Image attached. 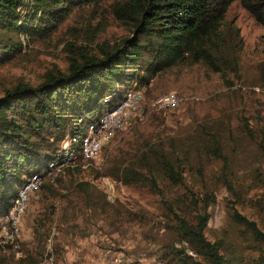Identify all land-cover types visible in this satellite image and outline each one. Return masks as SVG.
I'll list each match as a JSON object with an SVG mask.
<instances>
[{
  "label": "trees",
  "instance_id": "obj_1",
  "mask_svg": "<svg viewBox=\"0 0 264 264\" xmlns=\"http://www.w3.org/2000/svg\"><path fill=\"white\" fill-rule=\"evenodd\" d=\"M106 1L104 14L111 13L125 26L124 34L109 44L106 39L98 45L99 52L87 43L66 40L64 67L51 64L34 81L18 78L3 84L0 213L9 208L15 192L29 176L55 157L65 140L72 139L79 153L88 124L118 104L132 85L148 84L158 74L181 63L202 62L215 71L226 64L227 36L231 35L222 29V23L233 0H0V66L25 54L26 43L21 35L27 42L47 36L74 8L98 7ZM239 2L264 27V0ZM71 29L74 34L96 32V27ZM164 109L150 106L147 113ZM223 117L199 123L196 134L186 140L175 136L166 140L162 134L155 135V143L143 140L135 144L121 139L97 173L126 184L147 183L161 194L174 221L175 239L168 247L180 243L175 252L183 264H235L238 260L236 253L227 251L221 241L210 240L205 235L210 216L206 208L216 200L214 194L205 189L200 196L186 179L187 173H202L193 156L220 163V173L229 167L227 147L235 135L230 134L231 128ZM257 130V124L251 128L247 115L234 134L255 135ZM259 131L258 146L264 153L262 127ZM79 166L81 159L67 170ZM226 176L222 173L221 180L234 200H238L240 195ZM51 185L44 183L35 192L51 191L54 188ZM254 204L261 209L264 221V187ZM124 217L132 221L149 219L139 210H128ZM229 217L254 250L255 264H264V229L256 219L234 206ZM44 224L40 213L37 214L33 242L21 241L25 256L15 260L11 252L0 249V264H40L49 233V227L43 229ZM185 248L195 255L188 254ZM61 249V245L54 244L56 264Z\"/></svg>",
  "mask_w": 264,
  "mask_h": 264
},
{
  "label": "rangeland",
  "instance_id": "obj_2",
  "mask_svg": "<svg viewBox=\"0 0 264 264\" xmlns=\"http://www.w3.org/2000/svg\"><path fill=\"white\" fill-rule=\"evenodd\" d=\"M106 4L107 1L98 7L74 8L47 36L27 42L21 35L26 43L25 54L0 66V94L5 83L18 78L34 81L51 64L64 67L66 40L87 43L99 52L98 45L106 39L109 44L124 34L125 26L111 13L104 14ZM80 27H96V32L74 34L71 28ZM222 29L231 37L227 36L229 55L221 70H212L202 62L181 63L158 74L148 84H141L145 101L165 91H175L180 102L146 113L131 127L117 132L90 164L85 165L81 159V166L66 168L51 183L54 187L51 191L41 189L31 195L23 217V243L32 241L34 219L40 213L45 223L43 229L49 227L43 252L48 237L53 246L55 243L62 246L57 253V264H99L108 247L121 250L130 263L183 264L175 252L180 243L168 247L175 239L174 221L161 194L147 183L126 184L97 173L121 139L135 144L143 140L155 143V135L162 134L166 140L170 136L186 140L196 134L199 123L224 115L235 138L228 144L229 167L222 173L234 184L240 198L234 200L223 184L221 164L205 157L192 155L202 173H187L186 179L200 196L205 189L215 196L216 200L206 208L210 215L204 231L206 237L221 241L227 251L236 253L235 264H255V252L239 232V226L230 219L229 211L236 207L256 219L264 229L261 209L254 204L264 187V153L258 146L259 127L264 131V93L250 88L264 85V27L239 0H233L226 10ZM247 115L251 128L257 124V133H242L239 137L234 129ZM128 210H139L149 219L127 220L124 215ZM186 250L195 255L189 248Z\"/></svg>",
  "mask_w": 264,
  "mask_h": 264
},
{
  "label": "built area",
  "instance_id": "obj_3",
  "mask_svg": "<svg viewBox=\"0 0 264 264\" xmlns=\"http://www.w3.org/2000/svg\"><path fill=\"white\" fill-rule=\"evenodd\" d=\"M250 88L253 91L264 93V85L255 84ZM143 92L141 86L132 85L129 87L125 97L118 104L98 115L88 124L80 141L79 153L73 140L67 139L62 143V147L56 152L53 159L47 161L29 176L15 192L9 208L0 213V249L11 252L15 260L25 256L21 246L23 217L31 195L44 183H53L66 168L79 164V159L84 160L85 165L90 164L94 157L100 153L102 147L117 132L131 127L137 119L143 118L148 107L164 109L173 107L180 102V96L175 91L165 92L147 102L144 100ZM40 264H56L51 237L47 239ZM99 264L138 263H130L121 250H113L108 247L103 251Z\"/></svg>",
  "mask_w": 264,
  "mask_h": 264
}]
</instances>
